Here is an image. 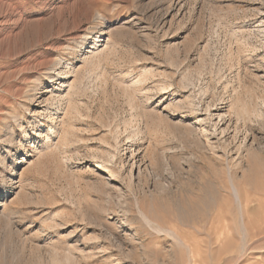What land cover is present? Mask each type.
<instances>
[{"label":"rangeland","instance_id":"374dc122","mask_svg":"<svg viewBox=\"0 0 264 264\" xmlns=\"http://www.w3.org/2000/svg\"><path fill=\"white\" fill-rule=\"evenodd\" d=\"M263 236L264 0H0V264H264Z\"/></svg>","mask_w":264,"mask_h":264},{"label":"bare ground","instance_id":"6f19581e","mask_svg":"<svg viewBox=\"0 0 264 264\" xmlns=\"http://www.w3.org/2000/svg\"><path fill=\"white\" fill-rule=\"evenodd\" d=\"M42 71H43V73L42 74H44V75H48V73H47V69L46 68H43L42 69ZM58 104V103H57ZM104 163V162H103ZM97 164V163H96ZM100 164V163H99ZM102 164V163H101ZM100 164V165H101ZM102 165H104V164H102ZM97 167L99 166V165H96ZM99 168H102L101 166H99ZM106 168V167H105ZM102 169H104V168H102ZM107 169V168H106ZM110 170V169H109ZM231 181V180H230ZM231 189V190H230ZM230 191L232 192V195H233V197L232 198H234V205L236 204V206H237V208H238V210H239V212H240V217H238V219L240 218L241 220H242V226H244V224H245V217L243 216V210H245L246 211V209H247V206L249 205L246 201H245V197H243V199H242V197H241V194L239 193V191H238V189H237V187L233 184V182H231L230 183ZM251 201H249V203H250ZM253 202H254V200H253ZM214 213V212H213ZM219 213H221L220 211H219ZM222 214V213H221ZM220 214V215H221ZM244 215H247L246 214V212L244 213ZM215 216V215H214ZM214 216H212V217H214ZM218 216V215H217ZM223 216V215H222ZM211 217V216H210ZM253 217V216H252ZM215 218V217H214ZM219 218H220V216H219ZM223 218V217H222ZM247 218V217H246ZM255 218V217H254ZM253 218V219H254ZM239 219V220H240ZM210 220V219H209ZM217 220V219H216ZM222 220V219H221ZM241 220H240V223H241ZM212 221H214V223H217V222H215V219L214 220H212ZM247 221H249L248 219H247ZM202 222V221H201ZM220 222H222V221H220ZM220 222H218V224L220 223ZM227 222H228V220H227ZM152 223V222H151ZM154 223V222H153ZM206 222H203V224H202V226L205 224ZM208 223H209V221H208ZM212 223V222H211ZM244 223V224H243ZM198 224H200V222L198 221ZM210 224V223H209ZM209 224H208V226H209ZM211 225V224H210ZM246 225V227H247V225L248 224H245ZM212 226H213V224H212ZM242 226H241V224H240V228L242 229ZM192 229H193V233L195 232V233H198L199 235L202 233H205L204 231H201V230H199V229H197L196 227H191ZM206 228V227H205ZM163 229H165V228H163ZM160 230H161V228H160ZM187 230V229H186ZM248 230V229H247ZM167 232H171V233H173V235H175L176 233H174V232H172V230H168L167 229ZM192 234V233H191ZM241 234H243V231H242V233ZM259 234H262V233H259ZM179 235V234H178ZM205 235H207V233H205ZM176 237H177V235H176ZM179 237V238H178ZM177 237V243L182 247V248H184V250H186L187 251V253L190 255V256H192V255H195V256H192V257H196L197 256V254L199 255V251H198V249H197V247H196V245L193 243L194 241V239L191 241L192 243H189L188 244V242H187V240H185V239H187V238H185L186 237V235H184V234H180L179 236ZM252 237V236H251ZM254 237H255V235H254ZM259 237V236H258ZM264 237V236H263ZM216 238V237H215ZM240 238H242V237H240ZM245 238V237H244ZM192 239V238H191ZM255 239H256V237H255ZM198 240V239H197ZM219 240V239H218ZM218 240H217V242H218ZM231 240H233V239H231ZM236 240V239H235ZM240 240V239H239ZM199 241V240H198ZM197 241V242H198ZM215 241V240H214ZM222 241V240H221ZM229 241V240H228ZM234 241V240H233ZM217 242L215 241V242H213L212 240L210 241V240H208L207 239V241H206V247L204 248V250H206V252H207V255H208V257L210 256V263H208V264H248V262H250V261H252V260H255L256 259V256H253L252 254H250V253H247V250H249L250 251V249H249V247L247 248V247H245V245L242 243V244H236V243H233L232 244V246H230L229 248H227L228 249V253H230L227 257L226 256H224V258H222L221 256H223L224 254H225V252L226 251H224V249H225V247H224V245H226L227 243L225 242V244H224V242H223V244L224 245H222V246H220V244H218L217 245ZM235 242H237V240L235 241ZM241 242V241H240ZM239 242V243H240ZM215 244L217 245V246H219L220 248H216L215 249ZM229 244V243H228ZM177 245V244H176ZM247 245H249V244H247ZM253 245V244H252ZM178 246V245H177ZM215 246V247H214ZM229 246V245H228ZM247 248V249H246ZM214 249H215V251L217 250L218 251V253H223V251H224V253H223V255H219V257L217 258V260L215 259L214 260V257H213V255L214 254H216V253H214L215 251H214ZM200 250V249H199ZM221 250H223L222 252H220ZM226 250V249H225ZM252 250V249H251ZM264 250V249H263ZM183 251V250H182ZM201 254V253H200ZM180 255H181V253H180ZM180 255H178V257L180 256ZM188 258V257H187ZM191 258V257H190ZM206 258H207V256H206ZM261 258V257H260ZM196 259V258H195ZM193 260V259H192ZM214 260V261H213ZM181 262V261H180ZM196 262V261H195ZM195 262L193 263V261H191V264H195ZM263 262V261H262ZM207 263V262H206Z\"/></svg>","mask_w":264,"mask_h":264}]
</instances>
